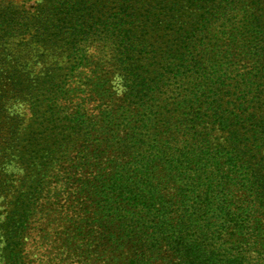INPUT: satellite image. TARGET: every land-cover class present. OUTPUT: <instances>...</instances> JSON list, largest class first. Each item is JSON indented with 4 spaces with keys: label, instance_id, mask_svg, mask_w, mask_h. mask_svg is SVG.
Wrapping results in <instances>:
<instances>
[{
    "label": "trees",
    "instance_id": "1",
    "mask_svg": "<svg viewBox=\"0 0 264 264\" xmlns=\"http://www.w3.org/2000/svg\"><path fill=\"white\" fill-rule=\"evenodd\" d=\"M0 264H264V0H0Z\"/></svg>",
    "mask_w": 264,
    "mask_h": 264
},
{
    "label": "rangeland",
    "instance_id": "2",
    "mask_svg": "<svg viewBox=\"0 0 264 264\" xmlns=\"http://www.w3.org/2000/svg\"><path fill=\"white\" fill-rule=\"evenodd\" d=\"M13 2L18 3V4H22L28 10H32L33 6H34V0H27V1L13 0Z\"/></svg>",
    "mask_w": 264,
    "mask_h": 264
}]
</instances>
